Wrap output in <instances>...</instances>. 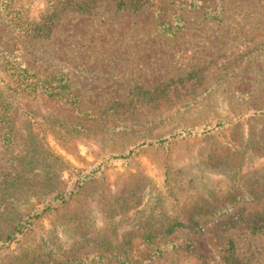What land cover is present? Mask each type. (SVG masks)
Returning a JSON list of instances; mask_svg holds the SVG:
<instances>
[{"label": "rangeland", "instance_id": "374dc122", "mask_svg": "<svg viewBox=\"0 0 264 264\" xmlns=\"http://www.w3.org/2000/svg\"><path fill=\"white\" fill-rule=\"evenodd\" d=\"M226 7L229 15L220 23L187 12V29L164 38L154 32L150 11L116 14L104 2L90 16H68L49 43L18 44L38 73H66L81 110L93 109L99 118L89 121L60 108L48 112L85 127L66 125L64 134L49 131L46 137L62 163L50 170L53 193H78L54 202L18 242L0 243L1 259L62 262L76 250L78 256L111 259L108 247L128 241L145 220L159 224L163 214H178L196 201L213 208L264 173V116L254 112L264 106V0H228ZM160 83H170L169 100L161 95L140 109L129 107L135 85L154 90ZM247 91L252 94H242ZM115 101L123 105L104 117ZM31 105L45 115L39 100ZM24 126L19 112L16 128ZM19 150L0 143V172ZM82 178L87 183L79 189ZM53 193L40 204L22 198L19 210H41ZM230 236L249 264H264V231L253 236L242 223ZM173 237L181 242L194 235L181 231ZM154 264L202 263L196 254L177 250Z\"/></svg>", "mask_w": 264, "mask_h": 264}, {"label": "trees", "instance_id": "16d2710c", "mask_svg": "<svg viewBox=\"0 0 264 264\" xmlns=\"http://www.w3.org/2000/svg\"><path fill=\"white\" fill-rule=\"evenodd\" d=\"M104 2L113 4L116 14L139 15L150 11L155 24L154 32L164 38L176 37L181 30L187 29V12H197L200 20L208 23H220L229 15L226 7L228 0H0V143L7 149L20 147L19 152L8 158L5 170L0 172L2 245L18 242L31 230L34 220L54 209V202L65 203L78 193H53L50 170L62 163L50 151L46 137L49 131L64 134L66 125L73 130L85 127L73 120L62 121L48 112L60 108V111L72 116L92 118L89 121L99 118L93 109L81 110V98L72 91L66 73H38L21 54L18 44L34 41L49 43L68 16H90ZM169 84L160 83L154 90L135 85L130 91L129 107L133 111L140 109L159 100L157 97L161 95L169 100ZM242 94L252 93L247 91ZM33 100L41 102L38 110L44 111L45 115L40 116L39 111H34ZM122 105L118 101L113 102L104 110L103 116L117 111ZM254 110L264 116V106L254 107ZM19 112L25 116L23 130L16 128ZM37 118L44 124H38ZM166 140L161 139L159 143ZM81 180L82 183L77 182L79 189L87 183L85 178ZM47 193L53 195L41 210L36 206L19 210L22 198L27 201L34 199L36 204H40L42 198L47 200ZM250 204L253 207H249ZM249 208L246 214L245 210ZM163 215L161 223L157 224L153 219L145 220L130 233L128 241L111 244L108 247L111 259L96 253L78 256L76 250L62 262L53 257L45 262L15 256L8 263L1 257L0 264H154L167 252L177 250L196 254L202 264H249L248 259L238 254V245L230 232L242 223L253 236L264 231V173L245 180L239 189L222 197L213 208L201 206L196 201L178 214ZM181 231L192 233L194 238L176 241L173 236ZM102 244L106 245L107 241Z\"/></svg>", "mask_w": 264, "mask_h": 264}]
</instances>
